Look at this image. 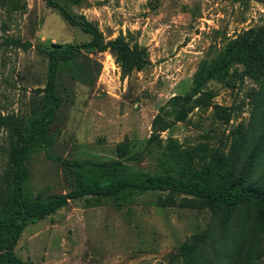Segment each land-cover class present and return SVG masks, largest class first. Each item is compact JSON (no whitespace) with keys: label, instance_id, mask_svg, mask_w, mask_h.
I'll list each match as a JSON object with an SVG mask.
<instances>
[{"label":"rangeland","instance_id":"374dc122","mask_svg":"<svg viewBox=\"0 0 264 264\" xmlns=\"http://www.w3.org/2000/svg\"><path fill=\"white\" fill-rule=\"evenodd\" d=\"M85 16L105 42L125 36L145 48L148 65L125 75L114 54L81 52L60 62L57 91L62 105L50 125V146L39 143L26 159L24 189L44 202L80 185L71 163H122L124 173L161 174L162 153L173 139L185 149L207 145L228 154L232 134L253 120V82L237 73L212 80L206 90L213 105L232 108L230 123L212 107H198L178 122L175 98L192 94L204 61H215L229 42L264 26V3L257 0H58ZM91 36L69 25L46 0L0 2V216L14 191L12 152L20 133L48 109L46 94L52 43L81 45ZM241 72V65L232 70ZM193 98L192 103H194ZM171 123L152 144L154 120ZM125 144L126 157L118 147ZM260 168L257 178L263 173ZM190 197L168 192H135L115 197L85 196L55 213L27 223L13 244L23 264H181V248L199 234L218 229L208 209ZM219 232V229L217 230ZM1 254V251H0ZM0 264H2L0 258Z\"/></svg>","mask_w":264,"mask_h":264},{"label":"trees","instance_id":"16d2710c","mask_svg":"<svg viewBox=\"0 0 264 264\" xmlns=\"http://www.w3.org/2000/svg\"><path fill=\"white\" fill-rule=\"evenodd\" d=\"M257 1L264 3V0ZM46 3L69 25L79 27L91 36V41L81 45L65 44L61 50L51 51L48 82L43 91L49 107L33 120L26 134L20 133L18 145L12 152L16 166L13 199L8 212L0 216L2 264H23L12 248L24 226L55 213L69 200L85 196L123 200L135 192L157 191L190 197L188 203L195 202L197 207L208 209L218 224L219 232L216 228L210 229L181 248V264H264V169L257 178L258 170L264 167V26L252 28L229 42L215 61L202 62L193 79L192 94L174 100L181 105L175 114L178 122L185 121L198 107H212L215 115L227 124L232 119V108L213 105V95L206 87L212 80L225 81L237 73L243 81L251 79L254 86L249 98L253 105V120L247 126L241 124L233 132L232 149L227 155L213 152L207 145L185 149L171 139L162 153L164 172L161 174L124 173L122 163H119L96 165L98 175L93 177L85 171L84 165L71 163L80 185L69 194L44 202L25 192L26 159L37 144H52L50 125L62 105V97L57 91L60 62L69 61L81 52L99 54L110 50L125 75L143 70L149 62L146 49L138 44L132 46L125 36L105 42L100 29L85 16L73 15L58 0H46ZM239 65L243 70L233 72ZM5 121L0 115V126ZM170 125L158 116L149 144L157 141L159 133L169 129ZM118 150L125 158V144Z\"/></svg>","mask_w":264,"mask_h":264},{"label":"water","instance_id":"95a60500","mask_svg":"<svg viewBox=\"0 0 264 264\" xmlns=\"http://www.w3.org/2000/svg\"><path fill=\"white\" fill-rule=\"evenodd\" d=\"M51 47L54 49V50H61L63 48V45L61 44H57V43H52L51 44Z\"/></svg>","mask_w":264,"mask_h":264}]
</instances>
